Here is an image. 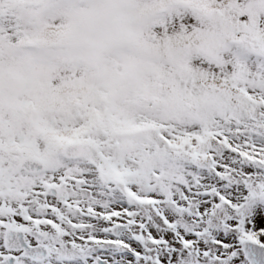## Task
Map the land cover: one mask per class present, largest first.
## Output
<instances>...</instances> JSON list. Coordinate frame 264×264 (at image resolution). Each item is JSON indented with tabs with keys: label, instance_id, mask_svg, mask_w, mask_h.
Returning a JSON list of instances; mask_svg holds the SVG:
<instances>
[{
	"label": "snow or ice",
	"instance_id": "snow-or-ice-1",
	"mask_svg": "<svg viewBox=\"0 0 264 264\" xmlns=\"http://www.w3.org/2000/svg\"><path fill=\"white\" fill-rule=\"evenodd\" d=\"M0 264H264V0H0Z\"/></svg>",
	"mask_w": 264,
	"mask_h": 264
}]
</instances>
